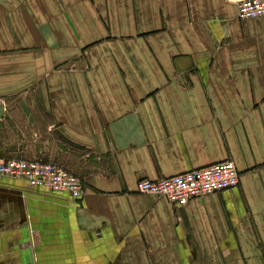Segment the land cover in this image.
Returning a JSON list of instances; mask_svg holds the SVG:
<instances>
[{"label":"crops","instance_id":"1","mask_svg":"<svg viewBox=\"0 0 264 264\" xmlns=\"http://www.w3.org/2000/svg\"><path fill=\"white\" fill-rule=\"evenodd\" d=\"M238 1L0 0V152L85 191L0 177V264H264V16ZM227 159L239 184L184 206L136 191Z\"/></svg>","mask_w":264,"mask_h":264},{"label":"built area","instance_id":"2","mask_svg":"<svg viewBox=\"0 0 264 264\" xmlns=\"http://www.w3.org/2000/svg\"><path fill=\"white\" fill-rule=\"evenodd\" d=\"M264 16V0H239L237 17L251 19ZM0 177L26 182L32 187H43L52 193H66L78 201L84 196L81 178L65 167L42 159L0 157ZM239 172L234 161L190 169L183 173L156 179H140L136 191L163 197L174 207L186 205L194 199L234 188L239 184Z\"/></svg>","mask_w":264,"mask_h":264},{"label":"rangeland","instance_id":"3","mask_svg":"<svg viewBox=\"0 0 264 264\" xmlns=\"http://www.w3.org/2000/svg\"><path fill=\"white\" fill-rule=\"evenodd\" d=\"M8 127L9 126H7V128H6V127H4V125H2L1 126L2 129H0V131L2 133H5V131H8V132H10L12 134V130H10ZM8 132H6V133H8ZM27 142H28V137H27ZM12 148H15V147H13V146L6 147V149H9V150H12ZM50 148H51L50 146H38L36 148H34V147H31V148L30 147H27V149H31V151L41 149L42 152H44V151H46V150H48ZM12 156H19V157L21 156V158H25V159H42V160L51 161V162H54V163H57V164L60 163L59 165L65 167L67 170H69L71 172H74L75 174H78L76 172V167H75L78 162H63L62 163V162H58L56 159H51L48 156H43L41 153L38 154V156H35L34 154H18V155H12V154L5 153L4 150H1V152H0V157H4L5 158V157H12Z\"/></svg>","mask_w":264,"mask_h":264}]
</instances>
